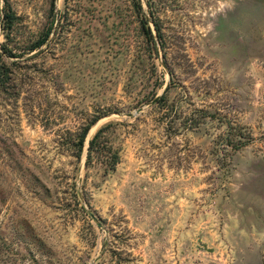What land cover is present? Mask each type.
Masks as SVG:
<instances>
[{"label": "rangeland", "instance_id": "obj_1", "mask_svg": "<svg viewBox=\"0 0 264 264\" xmlns=\"http://www.w3.org/2000/svg\"><path fill=\"white\" fill-rule=\"evenodd\" d=\"M7 1L0 264H264V0Z\"/></svg>", "mask_w": 264, "mask_h": 264}, {"label": "trees", "instance_id": "obj_2", "mask_svg": "<svg viewBox=\"0 0 264 264\" xmlns=\"http://www.w3.org/2000/svg\"><path fill=\"white\" fill-rule=\"evenodd\" d=\"M131 4L136 12V14L140 17V23L142 28V33L145 35V38L148 42H150L153 46H155V37L159 38L161 41V33L156 21L152 15V12L149 11L151 15V20L155 26L156 34H154L148 25V20L145 18V15L142 10V6L139 0H130ZM148 7L150 8V4L147 2ZM16 16L8 1H5L3 8V18L1 20V30L6 38L10 36V31L15 22ZM50 29L45 32L43 37L34 41L29 47L28 50L32 51L37 49L44 41L47 39L49 35ZM5 57H17V54L13 52L12 48L8 46L6 41L0 44V87L5 88L6 83L8 81L9 67L5 63ZM164 95H161L158 102L163 101ZM100 116H94L87 124L84 125L82 131L77 136L76 140L72 143L74 148L77 151L76 156L80 157L84 143L86 141L87 134L91 126L99 119ZM110 125L103 126L96 130L93 136L88 140V144L86 147V158L85 165L88 166L92 163L95 157H99L104 161V169L106 171L113 170L116 164L119 161L118 151L113 149L112 146L106 140L105 130ZM246 142H241L240 144H233L234 148L241 147Z\"/></svg>", "mask_w": 264, "mask_h": 264}, {"label": "water", "instance_id": "obj_3", "mask_svg": "<svg viewBox=\"0 0 264 264\" xmlns=\"http://www.w3.org/2000/svg\"><path fill=\"white\" fill-rule=\"evenodd\" d=\"M131 114H132V113H128L127 115H129V116H130ZM92 218H93V216H92Z\"/></svg>", "mask_w": 264, "mask_h": 264}, {"label": "bare ground", "instance_id": "obj_4", "mask_svg": "<svg viewBox=\"0 0 264 264\" xmlns=\"http://www.w3.org/2000/svg\"><path fill=\"white\" fill-rule=\"evenodd\" d=\"M94 128V127H93Z\"/></svg>", "mask_w": 264, "mask_h": 264}]
</instances>
